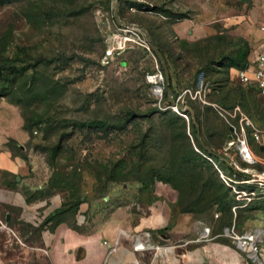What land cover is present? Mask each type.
<instances>
[{"label": "rangeland", "instance_id": "rangeland-1", "mask_svg": "<svg viewBox=\"0 0 264 264\" xmlns=\"http://www.w3.org/2000/svg\"><path fill=\"white\" fill-rule=\"evenodd\" d=\"M201 1L212 10L243 8V0ZM114 10L115 0H0V112L17 109L29 137L23 147L7 143L28 160V186L4 176L7 188L27 202L59 195L53 215L81 230V204L85 219H119L157 198L153 189L161 184L213 232L255 234V225L264 227V191L246 182L264 170V154L255 165L243 163L228 119L213 107L232 115L238 105L264 132L254 96L240 95L230 77L249 42L238 27H201L205 34L195 36L176 30L194 16L183 0H119L120 25ZM128 25L145 30L163 54L173 99L193 109L200 139L216 156L199 145L191 116L168 103L160 62ZM201 80L207 105L196 95ZM6 195L0 191V264H47L44 252L20 254L18 238L27 234L30 245L52 229L53 215L13 225L7 217L20 210Z\"/></svg>", "mask_w": 264, "mask_h": 264}, {"label": "crops", "instance_id": "crops-1", "mask_svg": "<svg viewBox=\"0 0 264 264\" xmlns=\"http://www.w3.org/2000/svg\"><path fill=\"white\" fill-rule=\"evenodd\" d=\"M183 1L193 9L194 16L174 24L176 30L195 36L205 34L201 27H238L249 42L248 61L264 51V0H243L241 11L212 10L201 0ZM190 27L195 28L190 31ZM28 138L17 109L6 106L0 112V191L7 192L9 206L17 205L20 210L11 220L7 217L13 225H36L39 215H53L61 207L59 195L27 202L23 195L10 192L4 182V176L15 177L22 186H28V160L13 155L7 145L13 140L23 147ZM249 146L255 149L253 143ZM153 195L157 198L145 206L138 205L136 211L124 212L119 219L104 220L100 214L85 219L88 207L83 203L82 214L76 218L81 230L64 221L51 230H42L30 245L24 234L17 237L19 253L26 248L44 252L47 264H264V227L260 224L251 234L258 251L244 253L237 248L236 238L225 230L215 233L204 219L181 212L171 187L155 185Z\"/></svg>", "mask_w": 264, "mask_h": 264}, {"label": "built area", "instance_id": "built-area-1", "mask_svg": "<svg viewBox=\"0 0 264 264\" xmlns=\"http://www.w3.org/2000/svg\"><path fill=\"white\" fill-rule=\"evenodd\" d=\"M230 77L231 80H234L244 91L253 94L264 112V51L258 52L252 61H248L245 68L232 69ZM206 86L207 83L201 80L199 83L200 90L196 94L204 105L208 104L205 101ZM202 90L204 93H202ZM213 107L219 115H225L228 119L227 123L229 128L237 137L236 150L241 161L247 165H255L258 163L257 157L264 154V132H260L248 118L240 114L238 105L232 109V115L217 104L213 105ZM233 121L236 125L232 124ZM249 142L255 145V149L249 146ZM260 148H262V150H260ZM250 156H253L254 160H252ZM229 166L231 167V165ZM231 169L233 170L234 168L231 167ZM233 171H235V169ZM246 183H257L262 188V191H264V170L259 174H250ZM236 246L244 253H256L258 251V247L251 234H244L240 237H236Z\"/></svg>", "mask_w": 264, "mask_h": 264}, {"label": "water", "instance_id": "water-1", "mask_svg": "<svg viewBox=\"0 0 264 264\" xmlns=\"http://www.w3.org/2000/svg\"><path fill=\"white\" fill-rule=\"evenodd\" d=\"M118 5H119V0H115L114 19H115L116 23L118 25H120L119 21H118ZM128 28L139 30L144 35L149 50L155 55V57L157 58V60L161 64L163 74H164V78H165V82H166V86H167V101H168V103L171 106L175 107L176 109L191 115L192 124H193V126L195 128V132H196V140L198 141L199 145L202 147L203 150H205L209 155L214 156L215 153L212 152L209 148H207L205 146V144L203 143V141L200 139V129H199V126L195 120V115H194L193 109L191 107L187 106L186 104L176 102L173 99L169 70H168L167 63L165 61L163 54L152 44V42L150 41V37L147 35L145 30L139 28L138 26H134V25H128ZM156 92L161 93V91H159V89L156 90ZM260 150H262V148H260Z\"/></svg>", "mask_w": 264, "mask_h": 264}, {"label": "trees", "instance_id": "trees-1", "mask_svg": "<svg viewBox=\"0 0 264 264\" xmlns=\"http://www.w3.org/2000/svg\"><path fill=\"white\" fill-rule=\"evenodd\" d=\"M248 56V55H247ZM247 58L248 57H246V59L244 60V62H243V64L241 65V66H239V67H234L233 69H243V68H245L246 67V65L248 64V60H247ZM235 88H236V90L239 92V94L240 95H242V96H245V97H247L248 95H252L253 96V94L251 93V92H247V91H244L239 85H237L236 83H235ZM230 92L231 93H233V90H229L228 91V93L227 94H230ZM226 94L225 95H223V97H221V99H220V103L221 102H224V100H226ZM254 100L256 101V103H257V106H258V108H259V111H260V113H262V115L264 116V112H263V110L261 109V107L259 106L260 104L258 103V101H257V99L254 97ZM218 106H223V105H221V104H217ZM190 115V114H189ZM191 116V115H190ZM191 122H192V119H191ZM194 127V126H193ZM28 129H30L29 127H27V130ZM195 129V128H194ZM196 133V132H195ZM195 137H196V134H195ZM214 156H216V154L214 155ZM179 208V207H178ZM181 212H185V213H191V212H187V211H183V210H181V209H179ZM60 215L59 214H54L53 216H52V228L53 227H55V226H57L58 224H60V223H62V222H64L65 220H63L62 218H60L59 217ZM65 222H67V221H65ZM70 225V224H69ZM72 227V226H71Z\"/></svg>", "mask_w": 264, "mask_h": 264}, {"label": "bare ground", "instance_id": "bare-ground-1", "mask_svg": "<svg viewBox=\"0 0 264 264\" xmlns=\"http://www.w3.org/2000/svg\"><path fill=\"white\" fill-rule=\"evenodd\" d=\"M250 157H251L252 160H254V157L253 156H250ZM253 177H255V176H253Z\"/></svg>", "mask_w": 264, "mask_h": 264}]
</instances>
